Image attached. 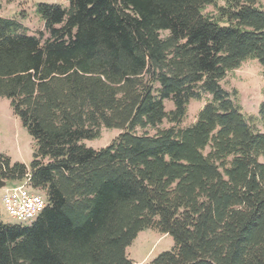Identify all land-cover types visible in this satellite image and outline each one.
Listing matches in <instances>:
<instances>
[{
    "label": "trees",
    "instance_id": "1",
    "mask_svg": "<svg viewBox=\"0 0 264 264\" xmlns=\"http://www.w3.org/2000/svg\"><path fill=\"white\" fill-rule=\"evenodd\" d=\"M225 1L40 2L37 35L0 16V98L36 141L30 168L0 155V176L30 174L48 201L31 224L0 216V264H134L146 228L175 241L146 264H264V132L221 85L248 58L264 71V8ZM103 128L121 132L83 143Z\"/></svg>",
    "mask_w": 264,
    "mask_h": 264
},
{
    "label": "rangeland",
    "instance_id": "2",
    "mask_svg": "<svg viewBox=\"0 0 264 264\" xmlns=\"http://www.w3.org/2000/svg\"><path fill=\"white\" fill-rule=\"evenodd\" d=\"M40 2L68 5V0H0V16L16 18L27 32L39 34L44 31V22L36 12V5ZM225 0H215L208 5L204 13L215 15L219 6H224ZM259 5L264 8V0H259ZM168 34L162 32L163 36ZM221 85L230 93L234 102L240 107L252 126L264 132V125L260 119V105L264 102V71L261 63L256 58H248L241 65L227 73ZM211 99L205 94L202 99H192L188 105V112L181 127H187L196 122L200 110ZM167 111L174 108L172 100H166ZM172 124L165 120L161 128L170 127ZM117 128H103L99 137L84 140L87 147L101 149L109 145L120 133ZM150 133H155L151 130ZM36 141L23 125L21 119L14 113L11 101L6 97L0 98V155L7 156L14 162L24 163L30 168L34 158ZM26 179H10L8 187L24 183ZM6 187V186H5ZM5 187L0 189V216L6 223H21L6 213L3 205ZM30 191L44 195L42 191L27 186ZM175 247L174 238L168 233H162L155 228H146L139 232L132 244L127 248V254L134 264H146L160 253L170 251Z\"/></svg>",
    "mask_w": 264,
    "mask_h": 264
},
{
    "label": "built area",
    "instance_id": "3",
    "mask_svg": "<svg viewBox=\"0 0 264 264\" xmlns=\"http://www.w3.org/2000/svg\"><path fill=\"white\" fill-rule=\"evenodd\" d=\"M21 185L8 187L6 185L3 195V205L6 213L22 224L33 223L48 206L45 195L30 191V174L25 176ZM34 189V188H33Z\"/></svg>",
    "mask_w": 264,
    "mask_h": 264
},
{
    "label": "water",
    "instance_id": "4",
    "mask_svg": "<svg viewBox=\"0 0 264 264\" xmlns=\"http://www.w3.org/2000/svg\"><path fill=\"white\" fill-rule=\"evenodd\" d=\"M7 180L6 179H3L1 176H0V189L5 187L7 185Z\"/></svg>",
    "mask_w": 264,
    "mask_h": 264
}]
</instances>
